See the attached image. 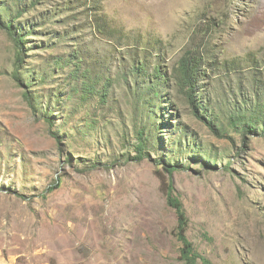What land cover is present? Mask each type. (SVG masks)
Wrapping results in <instances>:
<instances>
[{"label": "rangeland", "instance_id": "374dc122", "mask_svg": "<svg viewBox=\"0 0 264 264\" xmlns=\"http://www.w3.org/2000/svg\"><path fill=\"white\" fill-rule=\"evenodd\" d=\"M189 53L198 114L177 85ZM137 62L161 69L158 98ZM263 102L264 0H0V264H185L165 184L208 263L264 264V135L230 125Z\"/></svg>", "mask_w": 264, "mask_h": 264}, {"label": "trees", "instance_id": "16d2710c", "mask_svg": "<svg viewBox=\"0 0 264 264\" xmlns=\"http://www.w3.org/2000/svg\"><path fill=\"white\" fill-rule=\"evenodd\" d=\"M7 30L9 31L10 35L12 36L13 40L15 41L16 48H17V58H16V65L18 70L14 74V78L21 82V71L22 70V58L25 54V43H24V35L21 33L20 23L18 22L15 24L14 21H9L7 23ZM17 29H19L17 31ZM20 31V33H19ZM28 31V29H27ZM26 37L32 36L31 34L25 35ZM69 56V55H67ZM203 58L201 56L194 57L193 54L189 53L182 57L181 61L178 64L176 74L178 75L177 85L180 88L183 95L186 97L188 103L193 107L196 111V114L199 112V106L196 100V90L198 84L201 82L199 80V72L201 69ZM152 72V76L149 72ZM133 75L138 80V87L141 90L143 97L149 99L151 96L158 98L161 92L160 88L165 80V77L160 68H150L145 62H137L134 64ZM84 76H82L83 78ZM88 86L85 85L84 88ZM94 86V85H93ZM83 88V90H84ZM95 89V86H94ZM95 90V94L100 97L101 101H105L110 94L109 86L104 84L103 89L98 91ZM80 91V90H79ZM25 98L28 100L29 95L28 93L25 95ZM264 102L262 104H257V107H263ZM258 113V114H257ZM257 113L251 114H235L231 117L230 125L233 126L235 129L239 130V124L244 123V128H247L246 132L250 133L256 129V126L261 128L262 134L264 135V111L263 108L261 111H257ZM214 131L222 133V130H219L217 127H211ZM55 138L59 141V136L55 135ZM146 142L144 141L143 133H140V140L137 145L138 155L136 160L142 161L145 158V149H146ZM160 165L164 166V170L169 175H173L175 172L180 170L181 168L178 166L177 163H160ZM166 185V195H167V202L168 205L173 208L178 216V225L176 228V236L178 240L182 243V250H181V260L185 262V264H202L208 263L207 259L202 257L195 251L194 244L189 240L187 233L189 230V218L184 210L183 203L180 199L174 196V187L172 184H165ZM60 188V181L56 182V184L48 189L49 193L54 192L55 190ZM210 264V263H208Z\"/></svg>", "mask_w": 264, "mask_h": 264}]
</instances>
